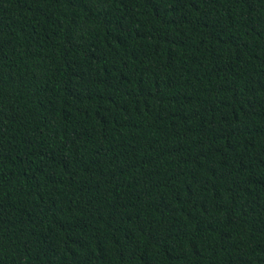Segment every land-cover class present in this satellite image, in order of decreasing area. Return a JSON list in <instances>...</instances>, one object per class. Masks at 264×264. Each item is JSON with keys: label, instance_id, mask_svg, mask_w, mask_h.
Returning a JSON list of instances; mask_svg holds the SVG:
<instances>
[{"label": "trees", "instance_id": "1", "mask_svg": "<svg viewBox=\"0 0 264 264\" xmlns=\"http://www.w3.org/2000/svg\"><path fill=\"white\" fill-rule=\"evenodd\" d=\"M0 264H264V0H0Z\"/></svg>", "mask_w": 264, "mask_h": 264}]
</instances>
